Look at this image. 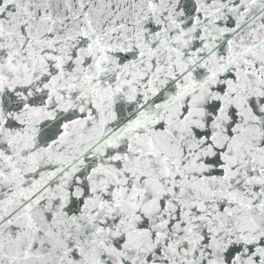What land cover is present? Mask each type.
<instances>
[{"label": "snow or ice", "instance_id": "snow-or-ice-1", "mask_svg": "<svg viewBox=\"0 0 264 264\" xmlns=\"http://www.w3.org/2000/svg\"><path fill=\"white\" fill-rule=\"evenodd\" d=\"M0 264H264V0H0Z\"/></svg>", "mask_w": 264, "mask_h": 264}]
</instances>
